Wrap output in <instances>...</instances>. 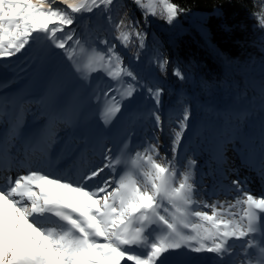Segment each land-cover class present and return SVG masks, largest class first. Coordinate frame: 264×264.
<instances>
[{
	"label": "snow or ice",
	"instance_id": "1",
	"mask_svg": "<svg viewBox=\"0 0 264 264\" xmlns=\"http://www.w3.org/2000/svg\"><path fill=\"white\" fill-rule=\"evenodd\" d=\"M132 2L144 24L149 16H157L158 5L170 25L188 11L174 0ZM116 3L0 0V68H12L13 58L22 57L27 63L21 71L35 65L36 70L63 67L68 74L61 78L46 72L39 97L0 95V118L8 116L14 128L32 105L46 118L40 133L25 143V163L10 153L14 135L0 145V173H8L0 182V264H169L168 256L180 250L214 254L213 264H264V191L254 193L240 178L205 190L195 178L197 161L180 162L177 152L189 129L190 110L184 107L171 122L162 119L163 87L143 80L118 50L117 42L127 48L133 36L143 49L147 33L140 20L120 15ZM254 6L258 11L252 15L264 30V0H254ZM97 12L115 33L111 39H90L78 32L80 19ZM169 63L158 60V67L164 72ZM172 75L185 78L179 68ZM105 77L104 87L91 86L93 79ZM12 83L0 82V92ZM85 91L104 128L127 107L125 101L135 103L138 93L145 94L144 99L152 102L146 109L152 126L135 143L130 132L112 144L101 135L91 146L98 163L76 172L60 168L53 172L49 152L58 138L56 126L76 127ZM157 133L171 140V158L167 151L161 156ZM237 139L233 136L227 142ZM34 145L40 146L42 155L35 164L29 160ZM234 150L247 160L256 148L241 139ZM259 154L258 174L264 179V129ZM17 163L26 171L13 176ZM219 195L225 199H212Z\"/></svg>",
	"mask_w": 264,
	"mask_h": 264
},
{
	"label": "trees",
	"instance_id": "2",
	"mask_svg": "<svg viewBox=\"0 0 264 264\" xmlns=\"http://www.w3.org/2000/svg\"><path fill=\"white\" fill-rule=\"evenodd\" d=\"M174 2L188 9L182 13L184 16L194 12L207 14L203 27L209 44L204 37L185 32L171 37L170 27L160 15L162 7L159 5L157 16H149L148 23L144 24L141 11L131 0H118L116 11L140 20L141 30L147 33L143 49L139 48L135 36L127 48L118 44L119 51L126 54L127 65L135 67V72L143 80L165 88L167 119H175L187 107L193 113V123L200 120L208 125L211 122L215 128L210 130L216 133L229 132L227 130L232 128L235 133L246 128L251 131L254 116L264 109V30L259 28L252 15L258 11V6H254V0ZM179 17L185 21L181 14ZM84 23L77 28L84 37L95 39L92 32L95 35L101 32L111 39L115 34L105 19L101 21L100 18L95 20L91 17ZM161 23L165 24L166 31L161 30ZM137 55L139 60L135 59ZM158 60L170 61L166 71L159 69ZM176 68L183 73V80L172 75ZM258 102L261 105L258 106ZM248 103L252 112L245 109ZM225 115L228 123H225ZM242 116L245 118L241 119Z\"/></svg>",
	"mask_w": 264,
	"mask_h": 264
},
{
	"label": "rangeland",
	"instance_id": "3",
	"mask_svg": "<svg viewBox=\"0 0 264 264\" xmlns=\"http://www.w3.org/2000/svg\"><path fill=\"white\" fill-rule=\"evenodd\" d=\"M146 2L147 0H145V3ZM181 16L185 21H183L179 16L174 20V22L181 28V31L179 32H185L192 36H201L202 38L204 37L205 39H203L208 43L206 39L207 33L203 27V22L207 17V14L194 12L190 13L189 16H184L182 14ZM91 17L95 20L100 18L101 21L104 19V17L98 12L94 14H85L84 17L80 19L76 27H82L83 23L87 20H90ZM164 26L165 24L161 25V30L166 31V27L163 28ZM98 33V35H95L92 32V38L96 36L107 37L105 33ZM100 47L103 46L101 45ZM120 52L124 56V62L127 65L128 63H126L125 60L126 54H124L122 51ZM25 63H27V61H24L22 57L20 59L13 58L12 68H0V77L2 75H7L11 80H14V83H12L10 87L4 89L3 92H0V95H3V93L6 92L9 96H29V94H32L31 91L38 87L42 82L46 72L57 73L61 76V78H67L68 75L67 69L63 67L36 70V66L33 65L32 67L27 68L25 71H21L20 69L24 67ZM134 69L135 67L132 68V70ZM141 69L144 70V68ZM96 75L99 74H93L94 77ZM149 76L151 77V75ZM106 82V77L104 80L99 82L93 79V81H91V86L102 88L105 86ZM68 88L69 91H71L73 88V84L70 80L68 83ZM166 95V92H164L163 96L161 97L162 104L160 111L162 119H166L167 121L171 122L173 120L172 118L167 119L168 107L165 103L166 101H164ZM144 96L145 94L138 93L134 98L135 103L131 101H125L124 103L127 105V107L123 108L121 113L117 114L112 125L104 128V126L100 124L98 118L94 114V105L88 103L87 91H85L81 96L83 107L80 111L79 120L76 127L74 129H68L64 124H58L56 126L59 129L57 132L58 138L56 139L55 143L51 145L49 152V156L51 157L50 161L54 162V165H52L53 172H55L57 168H64L76 172L83 170L85 166L98 163L99 156L91 146L95 144L97 138L101 135L105 137V142L109 144L119 141L126 133L129 132L133 137L132 143H135L137 140L142 138L152 126L151 121L146 115V109L151 107L152 102L150 100L144 99ZM30 97L39 96L35 95ZM257 104L258 106L261 105L259 102ZM250 106V103L246 104V111L250 109V112H252V108H250ZM31 109V112L25 114L21 125L13 129L14 131L17 130L16 132L19 133V130L23 129L24 134L26 135L35 130L41 131V129L46 124V118L39 116V113L37 112V105H32ZM33 113H36L38 118H34ZM4 117L0 118V123H3L2 126H5L6 124V118ZM193 121V113H191L189 129L185 132V136L181 141L177 155L178 159L183 164H186L187 159L189 158L195 159L197 161L196 167L194 169L195 178L200 182V184L203 185L205 190L210 191L214 187L228 185L231 180L240 178L247 181L248 187L254 193L260 194L262 191H264V179H262L258 174L259 165L261 163L259 144L261 141L262 129H264V109L262 111H257L256 115L254 116V119L251 122V126L253 127L252 129L250 128L251 131H249V128H246L238 133H235L232 131L234 130L232 128L231 130H227L229 132L216 133L214 130H210L212 127L215 128V124L209 122L207 125L202 124L200 120L196 123H193ZM206 129L210 131L206 132ZM157 135L160 139L161 156H163L165 151H167L168 157L171 158V140L166 139L161 133H157ZM17 136L19 137L18 134ZM233 136L240 138L234 141L236 147L240 146L241 139L245 143L255 146L256 151L251 154L249 159L246 160L240 153L234 150L233 142H227L228 139ZM81 138H84V140H81ZM85 141H87L89 144V149L87 151H85ZM67 163L69 165H66ZM202 198L208 199V197L204 196L203 193ZM212 199H219L222 201L225 199V196L219 195L218 197H212ZM199 255L205 256L204 263H201L200 259L197 258L195 253L193 254L187 250L173 252L168 256L169 264H213L215 260V255L211 253H201Z\"/></svg>",
	"mask_w": 264,
	"mask_h": 264
},
{
	"label": "bare ground",
	"instance_id": "4",
	"mask_svg": "<svg viewBox=\"0 0 264 264\" xmlns=\"http://www.w3.org/2000/svg\"><path fill=\"white\" fill-rule=\"evenodd\" d=\"M0 78H6V79H0V82H4V81H8V80H11L10 78H9V76H7V75H2ZM45 84H46V79H45V77L43 78V80H42V82L39 84V86L38 87H36L34 90H32L31 92H32V94H29V96H35V95H38V96H40L41 94H42V92H43V89H44V87H45ZM27 94H28V92H27ZM0 139H2V141H3V137H1ZM64 169V168H63ZM194 254V253H193ZM196 254V256H197V258H199L200 259V261H201V263H204V257L205 256H200L199 254H201V253H195Z\"/></svg>",
	"mask_w": 264,
	"mask_h": 264
},
{
	"label": "built area",
	"instance_id": "5",
	"mask_svg": "<svg viewBox=\"0 0 264 264\" xmlns=\"http://www.w3.org/2000/svg\"><path fill=\"white\" fill-rule=\"evenodd\" d=\"M169 25H170V24H169ZM170 27H171V35H172V36H175L176 34L179 33L180 28H179V26H178L177 24L172 23V24L170 25Z\"/></svg>",
	"mask_w": 264,
	"mask_h": 264
}]
</instances>
